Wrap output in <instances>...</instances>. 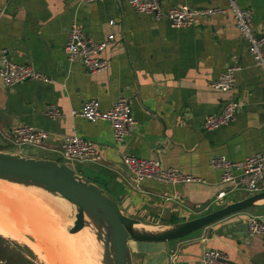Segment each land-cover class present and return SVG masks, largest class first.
Wrapping results in <instances>:
<instances>
[{
    "label": "crops",
    "instance_id": "crops-1",
    "mask_svg": "<svg viewBox=\"0 0 264 264\" xmlns=\"http://www.w3.org/2000/svg\"><path fill=\"white\" fill-rule=\"evenodd\" d=\"M236 1L249 12L252 31L263 33L264 0ZM178 5L224 10L225 0H160L162 12ZM72 22L94 41L113 37L100 54L106 61L103 71L87 74L80 62L67 60L64 44ZM1 49L49 83L29 80L5 87L0 81V152L56 161L65 136L89 141L95 156L81 163L88 174L83 177L108 196L105 187L113 191L120 210L147 227L191 220L249 196L244 188L220 184L219 171L209 167L213 156L237 162L264 149V72L253 65L226 11L171 28L163 15L156 21L135 12L126 0H0ZM232 66L240 67L232 89H211L218 74ZM119 98L127 100L135 121L122 143L112 139L107 123L70 116L85 101L95 100L106 111ZM228 99L243 104L233 121L205 132L203 119ZM50 107L60 115L49 118ZM19 126L42 130L47 139L29 150L16 147L11 131ZM122 155L157 159L164 169L193 181L175 186L143 181L134 190ZM259 189L264 190V177ZM250 216L264 223V203L172 243L129 248L132 264L135 257L138 264H200L205 250L221 252L222 264H264V234L246 233Z\"/></svg>",
    "mask_w": 264,
    "mask_h": 264
},
{
    "label": "built area",
    "instance_id": "built-area-1",
    "mask_svg": "<svg viewBox=\"0 0 264 264\" xmlns=\"http://www.w3.org/2000/svg\"><path fill=\"white\" fill-rule=\"evenodd\" d=\"M104 0H78L80 4L100 3ZM127 4L135 12L151 16L158 21L162 15L171 28H186L190 26L196 18H208L215 14H229L233 25L241 39L247 47L253 65L259 67L264 72V32L256 35L251 28L250 14L240 7L236 0H225V9L219 8H198L189 9L184 5L172 6L165 11H161L160 0H126ZM113 21L109 24L112 25ZM114 42L112 36L97 42L84 34L76 23L72 22L66 31V41L64 52L68 61L80 62L87 74L97 73L106 68V61L100 54L104 49ZM240 70L238 66L227 67L221 71L217 78L210 83L209 87L218 92L227 93L234 85V74ZM39 81L49 83V80L34 71L25 64L12 62L5 49L0 50V81L5 87H11L26 81ZM243 106L242 103L226 100L220 110L207 115L202 122L205 132L218 129L233 121L236 112ZM46 115L54 119L60 114L57 109L50 107L46 110ZM70 116H77L87 122H105L109 125L112 139L122 143L134 128L135 121L132 117L130 106L126 99L119 98L106 111H100L95 100H88L82 103L78 113L70 112ZM12 144L16 147H40L47 139V134L28 126H19L11 131ZM59 157L65 162H76L78 164L89 162L95 156L93 145L84 139L76 136H65L57 152ZM121 163L127 169L130 178L128 186L134 190H139L143 181L175 186L193 181L188 176L181 175L177 170L164 169L157 159L136 158L129 155L121 156ZM69 167L70 165L63 163ZM209 167L218 170L219 183L230 188H244L249 195L260 192L259 185L264 177V149L241 161L230 162L223 155L213 156L209 160ZM72 168V167H71ZM222 195L214 197L216 203ZM246 233L249 237L264 234V223L260 217L250 216L246 223ZM225 256L216 250L202 251L200 264H222Z\"/></svg>",
    "mask_w": 264,
    "mask_h": 264
},
{
    "label": "water",
    "instance_id": "water-1",
    "mask_svg": "<svg viewBox=\"0 0 264 264\" xmlns=\"http://www.w3.org/2000/svg\"><path fill=\"white\" fill-rule=\"evenodd\" d=\"M0 181L41 190L68 204L74 214L67 233L91 228L95 242L100 245V264H132L130 241L147 244L176 241L264 203L263 190L200 217L141 231L145 226L137 219L125 215L102 189L63 163L0 152Z\"/></svg>",
    "mask_w": 264,
    "mask_h": 264
},
{
    "label": "bare ground",
    "instance_id": "bare-ground-1",
    "mask_svg": "<svg viewBox=\"0 0 264 264\" xmlns=\"http://www.w3.org/2000/svg\"><path fill=\"white\" fill-rule=\"evenodd\" d=\"M29 195L15 197L8 191H0V236L22 242L20 233L22 235L24 231L33 237H38V243L33 250L42 254L39 258L44 264H100L98 262L100 245L95 244L94 238H92L93 241L88 238L82 239L84 245L74 238L81 233H88L87 235L93 237L91 228L86 227L77 232L78 234H71L73 238L63 244L57 235L56 225L51 227L45 224V209L42 207L44 205L39 203L40 201L33 200ZM38 198L40 199L39 195ZM53 209L56 210L55 207ZM153 228L145 226L140 230L150 231ZM56 239L59 241L55 242ZM81 247L84 253L81 252Z\"/></svg>",
    "mask_w": 264,
    "mask_h": 264
},
{
    "label": "rangeland",
    "instance_id": "rangeland-1",
    "mask_svg": "<svg viewBox=\"0 0 264 264\" xmlns=\"http://www.w3.org/2000/svg\"><path fill=\"white\" fill-rule=\"evenodd\" d=\"M25 148H28L29 150V147H25ZM56 162L66 163L72 167L73 171L77 175L81 174L82 177L83 176L88 177V174H86L84 171V165L82 164H78L76 162H65L60 157L56 159ZM105 190H107L106 192L111 194L109 196H112L113 200L115 201L116 194L113 193V191H109V189L106 187ZM0 191H6V192L8 191L11 194V196L14 195L15 197L19 195L21 196L23 195L26 197L28 196V194H30L29 196L33 200H36L37 202L40 201L39 203L44 205L42 207L45 209V215H44L45 224L51 227H53L52 225H56V230L58 232L57 235L59 239L63 242V244H66L67 241L73 238L71 234L67 233V229L71 227L74 211L68 204L60 200L58 197H55L48 193H44L38 189L21 187L2 181H0ZM38 195L40 199L38 198ZM54 207L56 208V210L53 209ZM52 209L54 210V212L52 211ZM144 225H148V224H144ZM87 234L81 233L80 235H76L74 238L77 241L82 242L81 244L84 245L82 239L88 238L91 241L94 240V239L92 240L93 238L92 236ZM20 237L23 240L22 242L12 241L10 239L3 238L2 236H0V260H5V262L2 264H44L43 262H41L39 258V256L41 257L42 254H38L33 250V247L38 243L39 240L38 237H33L31 234H27L24 231L22 232V235L20 233ZM57 241L59 240L56 239L55 242ZM172 242L173 241H169L168 243H172ZM95 244L97 243L95 242ZM128 245L129 248L132 250V252L135 251L136 247L142 246L141 243H134L131 241L128 243ZM81 252L84 253V249L82 247H81ZM100 255H101V251H100ZM100 259L101 258L99 256L98 262H100ZM139 262L140 259L135 257V263L138 264Z\"/></svg>",
    "mask_w": 264,
    "mask_h": 264
}]
</instances>
